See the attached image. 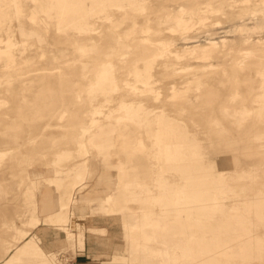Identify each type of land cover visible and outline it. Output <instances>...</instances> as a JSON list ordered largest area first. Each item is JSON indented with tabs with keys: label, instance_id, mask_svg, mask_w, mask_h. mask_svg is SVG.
Returning a JSON list of instances; mask_svg holds the SVG:
<instances>
[{
	"label": "rangeland",
	"instance_id": "obj_1",
	"mask_svg": "<svg viewBox=\"0 0 264 264\" xmlns=\"http://www.w3.org/2000/svg\"><path fill=\"white\" fill-rule=\"evenodd\" d=\"M36 1L35 3L33 0H22L19 12L14 4L8 7L0 0V39L10 38L16 43L13 52L21 80L32 79L26 87L18 85V81H15L12 89L7 92H3L6 77H2L3 81L0 82V98L5 100L0 106V111H5V114H0V149L8 148L5 147L7 145L11 147L10 154L13 149L17 152L12 160L5 157L0 163V195H10L4 204L0 202V264L5 263L16 246H24L23 253L28 254L30 249L27 244L33 239V235L40 246L37 248L40 258L43 256L40 252L42 250L54 256L59 263H74V251L70 253L69 249L61 244L64 237L63 225L53 222L52 211L57 208L58 196L61 193L68 195V189L62 187L63 181L59 173L73 169L76 162H81V158L77 153H73L68 160L54 164L52 172H48L45 166H50L57 154L67 146H70L71 151L76 149L74 143L69 145L73 132L71 119L89 109L90 104L103 105L104 96L101 93L90 101L87 80L81 72L86 69L93 70L90 68L92 61H81V55L82 49H85L92 60L100 61L103 58L100 54H104L111 44L108 35L112 32L115 33V38H118L119 34L122 47H118V50L125 53L124 62L117 63L114 67L118 85L120 80L125 78L127 69L133 65L143 68L146 58L158 54L153 62L150 86L159 92V98L155 99L154 92L130 95L119 89L113 97L127 102L142 101L147 110H151L148 114L150 119L156 117L155 113L158 112H155L154 108L159 106L165 109V115L179 119L184 127L174 124L168 128L177 135L180 129H184L188 138L197 141L201 161L211 170L210 176L214 185L220 190L216 195L220 204L213 212L208 208L214 213L210 219H205L202 212H198L199 206L195 201L190 203V212L184 211L182 201L173 194L177 187L184 184L183 179L179 172L172 168L161 169V163L156 157L157 146L151 140L156 126L152 122L132 127L137 130L136 136L142 139V148L133 150V153L129 149H133L134 144L126 147L119 142L114 146L117 157L112 156L113 160L119 165L136 164V171L127 174L114 172L111 184L102 180L99 183V192L102 194L109 189L116 187L117 190L124 186L126 195L123 206L117 207L113 199L108 200L105 196L106 211L99 213L103 217L94 216V213L88 211L79 213L76 209H88L91 203L80 199V196L97 182L101 166L98 158L102 157L101 151L107 150L102 147L99 151L98 148L88 145L90 153L85 163L87 175L83 185L70 196L67 216L70 222L74 218L80 220L81 227L77 229L76 235L86 236L87 250L95 252L92 255L85 254L88 261L83 264H136L137 260L133 257L137 251L129 248L125 252L121 251V246L125 244L123 234H130L136 241L143 240L145 236L147 245L142 250L143 256L159 259L162 249L155 238L160 237L162 233L170 234H166L163 239L168 241L172 237L176 243L181 238L190 237L187 241L194 249L193 264H208L209 261L214 264H264V54L259 58L251 51L250 54L253 55L247 68L232 67L235 62L232 57L237 58L239 48L250 49L252 44L242 45L231 37L232 33L224 29L230 23L226 21L224 14L220 15L215 9L218 7L213 0H136V6L142 5L145 9L133 11L131 17L123 18L115 9L108 11V18L105 12L88 17L95 31L107 34L99 43L97 51L90 50L92 47L89 42L84 36L77 35L76 30L72 29L66 20H59L56 10H52L51 0ZM243 1H246L248 16L251 15L245 18L243 23H257L259 15L255 13H258L262 5L261 0H236V4L241 6ZM206 2L211 4L206 5ZM179 7L184 8V16L190 23L185 33L191 38L189 41L210 39L214 41L213 46L222 50V54L206 60H197L193 51L184 53L180 58L171 56L169 52L160 54L163 49L160 41L171 38L178 42L183 36L179 33L170 34L166 28L167 25L175 26L167 15L174 14ZM202 7L203 10H209L197 14V9ZM30 11L35 13L38 23L28 20ZM147 28L148 32H145ZM247 32L249 33L245 36L249 37V40L258 39L264 44V29ZM191 45L195 44H188ZM181 46V43L177 47L171 45L169 50L180 49ZM41 47L46 50L42 59L38 58ZM96 52H100L98 57L93 56ZM28 56H32L29 65L22 60ZM46 58L50 59L52 67H57L62 72L58 81L50 84L39 83L33 79L31 73H27L30 69L41 67L46 63ZM164 60L179 68L178 73H173L170 69L165 70L162 67ZM202 64H213L219 72L211 79H201L197 86L189 83L182 97H171V85L176 88L183 87L192 80V76ZM127 78L133 79L129 75ZM74 80L78 84L74 85ZM75 86L79 88L78 93L73 90ZM194 96L196 98L193 104L182 103L180 110H173L179 101H183L181 99ZM222 102L215 111L216 106ZM115 107L111 102L104 104V107L100 106V109L103 113H108ZM222 107L225 108L224 111H221ZM210 109H214V112L209 113ZM61 111H65L64 120L56 125L51 123L49 119L52 112L58 114ZM103 113L97 115L100 128L113 129V121L104 120ZM111 115L114 117L121 114L113 111ZM84 124L87 126L88 123ZM15 135L21 136L19 142L14 141ZM29 135L32 139H29ZM250 135H254L257 141L255 152L248 149ZM252 145L255 146V142ZM185 153L189 154V150L185 149ZM31 173L34 178L30 177ZM36 173L38 174L35 175ZM220 176H223V181H220ZM35 182L39 184L36 189ZM10 183L14 185L12 188L9 187ZM116 190L111 194L115 195ZM35 194L38 195V203ZM160 194L169 197V200L158 197ZM30 196L35 201L32 208L26 204V199ZM97 202L100 205L99 201ZM77 204L80 206H76ZM256 209L262 211L261 219L255 215ZM37 211L44 218L37 217ZM62 212L65 213V210ZM242 216L246 218L243 219ZM31 218H35L37 222L31 221ZM135 220L142 223L141 227L129 228L123 224V221L132 223ZM158 222L164 225H158ZM40 224L51 231L45 234L34 232L33 229ZM17 229H22L28 234L20 237ZM90 237L94 238V243H90ZM230 241L240 246H245L250 241L248 254L237 255L229 244ZM201 242L210 252H216L215 255L199 252ZM174 254V260H178L181 250L176 249ZM37 264L42 263L39 261ZM159 264L168 263L161 258Z\"/></svg>",
	"mask_w": 264,
	"mask_h": 264
},
{
	"label": "bare ground",
	"instance_id": "obj_2",
	"mask_svg": "<svg viewBox=\"0 0 264 264\" xmlns=\"http://www.w3.org/2000/svg\"><path fill=\"white\" fill-rule=\"evenodd\" d=\"M1 1L3 3H6L8 7H10L11 4H14L17 10L19 12L21 11L22 0ZM135 1L136 0H51V3L53 4L52 10H56L59 20H66L67 24L70 25L72 29L76 30L77 35L84 36V38L89 42L90 47H92L90 50L97 51L99 43L103 41L105 37L104 35L107 34L95 31V28H92V24L89 21L88 17H92L95 14L105 12L106 18H108V11H110V9H115L116 11H119L122 14L123 18L131 17L133 11L137 9H145V7H143L142 5L136 6ZM213 1L215 2L216 7H218L215 9L220 12V15L224 14V18L226 17V21L230 23L226 27H224V29H227V32L232 33L231 37L237 42H240L242 45L248 43L252 44V48L250 49L239 48L237 58L232 57V60H235L234 65L232 66L233 68H247V65L251 63V61L249 60L253 55L250 54L251 51H253L254 54L259 58L262 57V55L264 54L263 43H260L258 39L249 40V37L245 36V34L249 33L247 31L257 32L260 29H264V0H261L262 5H260L258 13H255L259 15V20L257 23L252 25H245V23H243V20L245 18L251 16H248V7L245 6L246 1H243L241 6L236 4V0ZM33 2L36 3L37 1L33 0ZM206 3V5L211 4L210 2ZM205 10L207 11L209 9L205 8ZM205 10H203V7L199 8L197 9V14L205 12ZM184 13V8L179 7L176 9L174 14L167 15L175 25L166 26L170 34L179 33L183 36L180 37V40L178 42L171 38L160 41L159 43L163 48L160 54L165 55L169 52L171 56H174L175 58H180L184 53L193 51L192 53H196L195 58L197 60H206L215 55L222 54V50H219L218 47L213 46L214 41H211L210 39L205 40H210L208 42H205L203 40H195L191 42L189 41L191 40V38L187 37L185 33L189 29L190 23L188 19L185 18ZM233 14L239 20L236 19ZM28 20H31L33 23H38V18L36 17L33 11H30L28 13ZM57 30H59L58 27ZM144 31L148 32V28ZM56 33L58 32L56 31ZM113 34L115 33L112 32L110 35H108L110 36L111 44H109V47L107 48L106 52L104 54L96 52L93 55L95 57H98L99 54L103 55V58L100 61L96 62L95 60H92L93 58L90 57V55L87 53L88 50L86 51L85 49H82L81 55V61L84 62L86 59H89V62L92 61V67L90 68H92L93 70L86 69L85 71L81 72V75L87 80V94H89V98L91 99L90 101H92V99L98 93H101L104 96L103 105L90 104L89 109L83 111L79 116L75 115L71 119V127L73 129V132L71 134L69 145L71 144V142L74 143L76 145V149H74V151H71L70 146H67V148L62 150V152L57 154V156L52 160L53 163L50 164V166H45V169L48 172H52L54 171V164H60L61 161H63L64 159L68 160V158L71 157L73 153H77V155L81 158V162H76L75 167H73V169H67L65 172H58L60 179H62L63 181L62 187L68 189V195H64V193H61L57 198V208H55L57 210L54 209L52 211L53 222L57 223V225H63L62 228L64 231V237L61 240V244L66 246L69 249L68 251L70 253L74 251L73 255H76L77 253L92 255L95 253L94 251L87 250L86 236L76 235L77 229L81 227L80 220L74 218L73 221L70 222L68 221L67 217L69 214L68 207L70 204V196H73L74 191L83 185L87 175V168L85 163L87 155L90 153L88 145H90V147L92 148H98L99 151L102 147H105V149L107 150L101 151V158L97 157L101 165L98 178L96 179L97 182L89 190L83 193L80 196V199L88 202L99 201L100 212L106 211V206L104 204L105 196L108 197V200L113 199V202L117 205V207H121L124 204V197L126 195V190L124 186L117 190L115 189L116 187L109 189L108 192L102 194L99 192V183L102 180L107 184H111L114 172H122L123 174H127L136 171V164H132L129 166L126 164L119 165L113 160L112 156H116L114 152V146H117L119 142H122L126 147H130L132 144H134L133 149H129L133 153V150L143 147L142 139L136 136L137 130L132 129V127H139L143 123L152 124V122H154L156 124L155 129L151 134V140L153 144L157 146L158 153L156 154V157L161 163V169L167 170L172 168L175 171L179 172L180 176L183 179L184 184L181 187H177L178 189L176 188L173 194H175V197L177 199H180V201H182L184 211L190 212L192 210V204L190 203L192 201H195L197 203V206H199V208H197L198 212L201 211L205 219H210L212 217V214H214L212 212L215 211V209H217L220 204V202L216 200V195L219 193L220 190L214 185L215 183L213 181V178L210 176L211 170L207 169L205 164H203V162L201 161L202 156L197 151V148L199 146L197 141L194 138H188L186 134L187 132L184 129H180L179 134L177 135L173 130L171 131L168 128L174 124L177 127H184L179 121V119H175L173 117L165 115V109L162 106L154 108L155 112L158 113H155L156 117L154 119H150L148 117V114L151 110H147L142 101L127 102L118 100L113 97V94H115L116 91L121 89L123 93L130 95L154 92L156 94L155 99L159 98V92L154 90L152 86H150V79L153 77V62L158 54L151 58H146V63L144 64L143 68H140L137 65H133L129 69H127L125 78L121 79L120 84L118 85L117 80L115 78L114 67L117 63L124 62L125 53L119 52L118 50V47H122L120 46L119 34H117L118 38H115ZM39 37L40 35H38V38ZM179 43L183 44L180 49L169 50V47L171 45L172 47H177ZM189 43H194L195 45L188 46ZM15 44L16 43L13 42L10 38L0 39V82L3 81L2 77H6L4 78V83H6V86L3 88V92L10 91L15 81H18V85L24 87H26V85L30 81H32V79H29L28 81L21 80L20 69L17 67L18 64L15 63V53L13 52ZM224 45L225 44L223 43L222 46L224 47ZM45 54V48L41 47L38 53V58L42 59ZM31 59L32 56H28L22 60L29 65ZM49 62H51L50 59L46 58V63L42 64L41 67L30 69L29 71H27V73H31V75H33V79L39 83H54L55 81H58V78L62 75V72L57 69V67H52ZM171 63L172 62H169L168 60H164L162 63V67L165 70L170 69L173 71V73H178L177 71L179 68L174 67ZM206 66L207 65L202 64L198 72L192 76V80L186 83L183 87L176 88L174 85H171L170 96L173 98L182 97L181 95L187 91L189 83H193L197 86L201 83V79H211L216 76L219 72V70L213 67V64H209L207 67ZM128 75L132 76L133 79H128ZM73 84L76 85L78 84V82L74 80ZM73 90L76 93L79 92V88L76 86L73 88ZM195 98L196 96L190 98L185 97L181 99V101H183H179L178 104H176L178 107L175 106L176 108L173 110H180L182 103L188 105L193 104ZM262 99L264 101V94L262 95ZM111 102H113L116 107L108 113H103L102 109H100V106L104 107V104L106 105ZM223 102L219 103L216 106L215 111L219 106L223 104ZM4 103L5 100L0 98V106ZM224 110L225 108L222 107L221 111ZM113 111H118L121 115L113 117L111 115ZM64 112L65 111H61L58 114H53L52 112L49 121L51 123H55V125L62 122L65 117ZM213 112L214 109L209 110V113ZM101 113H103L104 120L109 121L111 119L113 121V129L104 130L100 128V120L98 119L97 115H101ZM0 114H5V111H0ZM84 122L88 123L87 126H85ZM110 131L112 132L110 133ZM14 139L15 142H19L21 136L15 135ZM29 139H32L31 135H29ZM250 139L251 142L248 146V149L249 151L255 152L257 150V141L254 135H250ZM254 142L255 146L252 145ZM5 147L8 148L0 149V163L3 161V159H5V157L6 159L8 158L12 160L15 157V154L17 153L13 149V152L10 154L11 147L7 145H5ZM185 149L189 150V154L185 153ZM110 154L113 155L110 156ZM123 166L124 168H122ZM2 173H4V171ZM28 173L29 171L26 172V174ZM37 174L38 173H36L35 175ZM30 177L34 178V174L31 173ZM220 181H223V176H220ZM34 184L35 189L39 187L38 182H35ZM114 190H116L115 195L111 194V192H113ZM158 197H161L165 200H169V197L162 194H160ZM33 200L34 199H32V196H30L29 199H26V204H29L30 208H32L33 204H35V201ZM208 208H211L212 212L209 211ZM83 209L86 210L84 207ZM62 210H65V213L62 212ZM255 215L259 219H261L262 211L256 209ZM241 218L244 219L246 218V216H242ZM31 221L37 222L35 218H31ZM159 223L161 226L164 225L161 222H158V225ZM168 223H170V221ZM123 224H125V226H128L129 228L141 227L142 225V223L138 220H135L132 223L123 221ZM90 229L93 230L94 227H90ZM49 231H51V229L43 228L41 230V233L45 234ZM17 233L20 237H24L28 234L22 229H17ZM166 234L162 233L160 237L155 238L158 243V246L162 249V253H160L159 259L154 256H143L142 250L146 248L147 245V238L145 236H143V240L136 241L131 237L130 234H123L125 244L121 246V251L123 250V252H125L128 248L135 252L137 251L135 256L133 257V259L137 260L136 264H159V260L161 258L167 260L168 264H193L192 253L194 252V249L192 245H190L187 241V239L190 237H188L187 239L181 238L176 243V241H174L172 237L168 241L163 239ZM89 240L90 243H94L93 237H90ZM249 242L250 241H248L245 246H240L233 241H230L229 244L232 246L233 250L237 255L244 256L248 254L247 248ZM38 247L40 246L34 240L33 235V239L29 242V244H27V248L30 249L29 253H23L24 246H16L13 248L11 254L6 259L4 264H37L39 261H41L42 264H62L59 263V261H57L54 256L49 255V253L44 252L42 250H40V252H42L43 256L42 258H40V253L37 250ZM176 249L181 250V255L179 256L178 260H174V258L176 257L174 251ZM244 250L247 251L244 252ZM199 252L209 253L210 250L206 247L203 242H201L199 244ZM210 253L215 255L216 252ZM208 264L214 263L209 261Z\"/></svg>",
	"mask_w": 264,
	"mask_h": 264
},
{
	"label": "crops",
	"instance_id": "obj_3",
	"mask_svg": "<svg viewBox=\"0 0 264 264\" xmlns=\"http://www.w3.org/2000/svg\"><path fill=\"white\" fill-rule=\"evenodd\" d=\"M14 185H12L11 183L9 184V187L10 188H12ZM79 192H82V191H79ZM10 198V195L8 194V195H4V194H2V195H0V202L2 203V204H4L8 199ZM35 200H36V202L38 203V200H39V198H38V195L37 194H35ZM98 202L97 201H92L90 204H89V207H88V209H86V210H84L83 208V210H81V211H79V210H77L76 209V211H78L79 213H83V212H85V211H88V212H92V213H94V216H99V217H103V216H101L99 213H100V211H99V205L97 204ZM76 206H80V205H76ZM82 207V206H81ZM36 216L37 217H39L40 219H42V218H44L38 211L36 212ZM96 224H100V223H96ZM43 225H38V226H36L34 229H33V231L34 232H36V233H41V230L43 229ZM72 260L74 261V263H77V264H83V263H85V262H87L88 261V257H87V255H85V254H79V253H77L73 258H72Z\"/></svg>",
	"mask_w": 264,
	"mask_h": 264
}]
</instances>
